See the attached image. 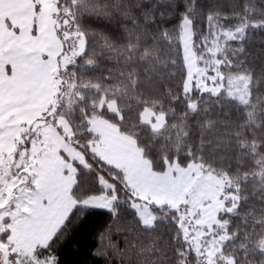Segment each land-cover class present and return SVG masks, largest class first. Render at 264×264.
Listing matches in <instances>:
<instances>
[{"label": "snow or ice", "instance_id": "1", "mask_svg": "<svg viewBox=\"0 0 264 264\" xmlns=\"http://www.w3.org/2000/svg\"><path fill=\"white\" fill-rule=\"evenodd\" d=\"M0 264H264V0H0Z\"/></svg>", "mask_w": 264, "mask_h": 264}]
</instances>
